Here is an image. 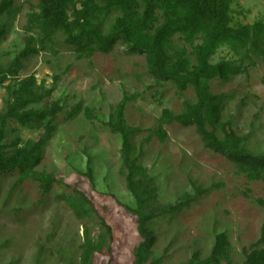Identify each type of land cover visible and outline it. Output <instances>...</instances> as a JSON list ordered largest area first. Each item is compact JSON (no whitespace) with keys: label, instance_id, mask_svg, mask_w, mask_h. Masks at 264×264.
<instances>
[{"label":"rangeland","instance_id":"1","mask_svg":"<svg viewBox=\"0 0 264 264\" xmlns=\"http://www.w3.org/2000/svg\"><path fill=\"white\" fill-rule=\"evenodd\" d=\"M38 1L15 0L21 12L7 21L9 32L0 46L3 63L25 47V26ZM232 8L236 23L264 22V0H235ZM176 42L184 45L177 38ZM240 59L230 48L222 47L212 62ZM242 65V75L228 82L215 80L211 90L214 94L233 95L224 120L231 119L239 135L251 134L250 150L264 153V60L255 57ZM33 73L40 82L46 80L48 88L56 89L50 101H66L38 168L55 174L63 185L44 199L34 183L14 188L12 179L0 177V264H64L80 259L83 227L56 200L60 191L73 193L75 188L93 200L99 215L113 228L112 264H133L141 237L136 216L119 204L131 201L119 175L121 141L103 120L108 119L125 93L135 96L127 105L125 118L129 126L142 129L135 137L139 146L158 129L164 109L179 114L185 101H196V93L192 89L179 93L170 83H157L148 74L145 58L127 54L121 45L108 55L98 53L79 60L62 36L41 55L28 60L21 77ZM6 96V90L0 89V111ZM79 103L94 110L97 118L88 120L83 110L68 120L67 113ZM16 127L11 123V129ZM165 129L167 139L161 142L154 137L145 145L141 160L155 179L160 203H178L183 195L193 193L192 183L211 190L182 213L153 223L158 242L151 261L163 258L161 264H189L197 252L206 258L216 235L227 232L233 252L231 262L223 264H244L243 250L258 241L264 224V208L258 203L264 200V184L250 181L222 156L208 150L194 128L175 123ZM19 130L25 142L45 133L44 129ZM87 154L93 161L97 187L80 173L87 167ZM98 232L95 226L94 233ZM110 259L104 253L94 264H109Z\"/></svg>","mask_w":264,"mask_h":264},{"label":"trees","instance_id":"2","mask_svg":"<svg viewBox=\"0 0 264 264\" xmlns=\"http://www.w3.org/2000/svg\"><path fill=\"white\" fill-rule=\"evenodd\" d=\"M234 1L39 0L32 6L33 12L25 26L28 34L25 47L7 63L2 62L0 53V89L7 92L5 106L0 111V177L12 179L14 188L32 182L44 199L63 185V180L55 174L38 168L66 101L63 98L50 101L56 89L48 88L46 80L40 82L35 73L22 78L26 62L54 45L59 36L74 49L79 60L98 53L108 55L117 45L124 46L127 54L145 58L148 74L157 83H170L179 93L189 89L196 93V101H185L181 113L164 109L158 129L151 131L139 146L135 137L143 131L129 126L125 118L127 105L135 96L131 98L125 93L108 119L103 120L104 126L121 141L119 175L131 195V201L118 202L136 216L141 237L133 264H161L163 258L151 261L158 242L153 223L182 213L211 190L192 183L193 193L183 195L178 203H160L155 179L141 160L145 145L154 137L161 142L167 139L165 126L177 123L194 128L208 150L222 156L250 181L264 184V153L250 150L251 134L239 135L232 120H224L233 95L214 94L211 90L215 80L228 82L242 75L245 72L242 63L246 60L253 61L255 57L264 60V22L236 23ZM20 12L15 0L0 2V46L9 32L7 21L15 19ZM176 38L184 45H179ZM222 47L230 48L241 59L213 63V57ZM83 110L88 120L97 118L94 110L79 103L67 113L68 120ZM11 123L17 127L11 129ZM20 128L44 129L45 133L25 142ZM86 156L87 167L80 173L97 187L92 158ZM113 198L116 199L114 195ZM56 200L72 213L84 231L80 259L64 264H94L104 253L111 256L109 264H112L113 228L99 215L93 200L79 188L73 193L60 191ZM258 203L264 208L263 199ZM95 226L99 227L97 234ZM232 252L228 233L220 232L210 255L203 258L197 252L189 264L230 263ZM243 254L244 264H264V224L258 241L250 249L244 248Z\"/></svg>","mask_w":264,"mask_h":264}]
</instances>
